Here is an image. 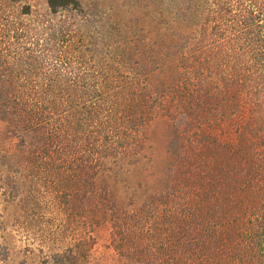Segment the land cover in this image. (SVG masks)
I'll return each instance as SVG.
<instances>
[{"label": "trees", "instance_id": "16d2710c", "mask_svg": "<svg viewBox=\"0 0 264 264\" xmlns=\"http://www.w3.org/2000/svg\"><path fill=\"white\" fill-rule=\"evenodd\" d=\"M144 1L151 28L114 36L78 0H47L44 21L21 0H11L16 15L0 3V121L44 181L52 169L87 187L89 241L103 220L116 250L141 264H264V0ZM171 63L173 82L161 77ZM160 116L174 134L167 179L158 188L149 175L137 188L150 196L121 209L110 187L146 168ZM209 188L233 191V211L194 219L199 254L195 240L186 245V214L198 217Z\"/></svg>", "mask_w": 264, "mask_h": 264}, {"label": "rangeland", "instance_id": "374dc122", "mask_svg": "<svg viewBox=\"0 0 264 264\" xmlns=\"http://www.w3.org/2000/svg\"><path fill=\"white\" fill-rule=\"evenodd\" d=\"M47 0H21L18 7L30 6L34 20H46ZM87 14L98 15L103 21L102 30L139 31L140 27L151 28L152 8L144 0H78ZM6 5L4 12L16 15L18 7H13L11 0H0ZM56 18V20H58ZM172 64V65H171ZM161 75L162 79L173 82L178 70L171 63ZM174 65V66H173ZM150 150L145 152L146 168L128 178L124 184L112 185L117 204L121 209H128L131 199L139 204L144 198L150 196L146 192L148 187L138 190L140 182L146 183L147 177L156 174V187L167 177L163 174L171 161L169 148L174 139L173 128L167 118L160 116L153 122L147 132ZM22 140L15 136L12 128L0 121V264H56L55 256L61 255L65 264H141L132 259L124 258L113 244L111 225L99 220L93 228V239L89 241V231L94 216L91 198L87 195V187L75 190L76 185L62 178L56 170H50V182L44 181L41 173L35 169L37 162L31 160ZM147 153V154H146ZM40 171V170H38ZM66 179V180H65ZM67 181V182H66ZM130 182V183H129ZM130 185V188L129 186ZM190 185L192 183L190 182ZM154 185L150 186L152 188ZM137 190L139 193H137ZM78 193V194H76ZM64 194L67 196L65 197ZM78 195V196H76ZM214 196L211 205H207V198ZM233 191L211 189L197 199L205 205L196 212L197 218L186 214L187 224L185 237L187 248H192L193 241L201 245V232H193L198 222H212L220 217L219 207L226 212L233 211L231 204ZM130 200V201H129ZM137 206V205H136ZM99 212V211H98ZM101 218L98 216V219ZM195 219V220H194ZM81 225L78 227L76 222ZM200 220V221H199ZM82 221V222H81ZM80 229L84 240L81 248V261L77 263L71 251L77 244L76 231ZM198 253L202 254L201 247Z\"/></svg>", "mask_w": 264, "mask_h": 264}]
</instances>
